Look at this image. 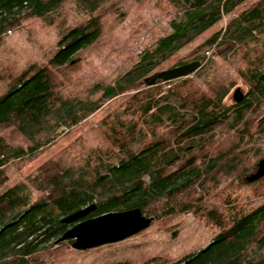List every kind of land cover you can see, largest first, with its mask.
Returning <instances> with one entry per match:
<instances>
[{
	"label": "trees",
	"instance_id": "obj_1",
	"mask_svg": "<svg viewBox=\"0 0 264 264\" xmlns=\"http://www.w3.org/2000/svg\"><path fill=\"white\" fill-rule=\"evenodd\" d=\"M115 1L0 0V53L24 57L30 44L38 54L33 61L0 62V188L11 179L10 166L33 159L110 99L135 91L87 134L0 192V264H36L43 251L72 245L74 239L56 242L73 225L63 219L92 205L86 218L138 207L152 221L122 241L73 253H99L98 261L125 253L111 264H135L127 258L133 246L147 239L177 242L182 233L175 220L189 213L209 227L195 249L170 257L163 254L175 247L156 246L161 253L136 264H264V176L243 178L264 158V0L174 64L200 61L195 72L152 85L147 77L248 0H137L134 37L123 49L135 60L115 68L112 78L85 85L96 71L99 57L89 52L104 36V21L124 14ZM67 3L80 18L59 24ZM35 22L45 34L56 26V33L50 29V39L34 44L28 26ZM136 32L145 37L140 49ZM238 58L242 63L231 66ZM222 62L229 76L210 78L208 71ZM199 71L205 76L193 80ZM74 75L82 77L79 83H72ZM239 84L245 89L236 101L231 92ZM11 127L22 137L16 144L2 132ZM92 138L97 144H89ZM235 179L234 189L249 192L218 188ZM212 189L213 197H205Z\"/></svg>",
	"mask_w": 264,
	"mask_h": 264
},
{
	"label": "rangeland",
	"instance_id": "obj_2",
	"mask_svg": "<svg viewBox=\"0 0 264 264\" xmlns=\"http://www.w3.org/2000/svg\"><path fill=\"white\" fill-rule=\"evenodd\" d=\"M138 1L137 0H117V1H115V3H117L116 5L121 6V8L125 7V9L123 11L124 14L121 16L120 19H118V22L114 21V19H110L109 17L107 18L108 22L104 21V36L102 37L100 42L94 47L95 49L93 48L92 51L89 52V54H92V58H93V55H95V57H97V56L99 57L95 61L96 62V64H95L96 71L94 72L93 75H90V74L87 75V77L84 79L85 85L90 83V80H92L93 78L94 79H96V78L110 79V78H112L111 77L112 71L115 68L120 69V70L126 69L135 60V58H136L135 55H131L129 58H127L123 49L125 47L128 48V45H126L124 42H127L129 44L130 40L134 37L133 36V29H135V28L130 29V27H131V24H133L134 22H136L138 20L137 12L140 11V8H137V5L139 4ZM255 1H257V0H248L246 3H244L236 11L232 12L229 15L223 16L222 20L219 21V23L217 25H215L211 29L207 30L202 36H200L192 44H190L185 49H183L181 52H179L176 56H174L173 58H171L167 62H165L155 72L161 71L164 69H168V68H171L172 66H174V64L178 60L185 57L190 51H192L196 46L201 44L204 40H206L214 32L218 31L220 28L225 29L232 17L237 16L239 11H241L242 9L252 5L253 3H255ZM113 4H114V2H113ZM105 10L106 9L103 8L101 10V13L104 14ZM76 11H77V8H75L72 3L65 4L62 11H61L62 13H60V16L57 18L56 22H58L59 24L60 23H67L68 24V23L77 22L78 19L80 18V15ZM104 18H105V15L103 16L102 19H104ZM86 20H87L86 18L81 19V21H84V22ZM42 26L43 25L41 23H38V22L29 24V26H28V28L32 32V35L34 36L32 39V42L34 44H37L38 41L42 40L43 36L44 37L45 36L51 37L52 31L50 29H52L53 32L56 33V30H57L56 26L51 27V28L46 27V28H49L47 30L49 33H46V34L44 31H41ZM24 33L26 34V28L24 30ZM136 34H137V38H138V43L136 45H138L139 49H140L141 46H143L142 42L145 40V37L139 36L137 32H136ZM50 37H49V39H50ZM24 45H26V48H27V44L25 43ZM135 49H137V48H135ZM118 51L120 54L118 56H116ZM100 52H103L104 54L100 53ZM36 53H37V51L35 50V48H33L29 44L28 48L25 51L26 55H24V57H20V56L14 57L13 56L11 58V54L6 55L5 53H0L3 55V56H0V62L2 63L3 60H11V61L16 63V60H18L20 62L21 59L23 61H25L27 59H29V61H33V60H36L38 57V54H36ZM108 57L115 58V60L113 59V61H112L110 72H109L108 68H106L108 65V63H107ZM240 63H242V62L238 58V59H235L234 63L230 64V65L234 66V65H237ZM229 68H230V66H228V64H223V62H222V64L217 65L215 68H213V70L211 69V71H208V74H209L210 78H212L213 75H215V73L222 75L224 78H226L229 76V71L231 73V70H229V71L226 70ZM74 76H73V79L75 82H72V83L73 84L79 83L80 79H82V77L80 75H74ZM203 76H205V75H203V73L201 71H199V73H197L194 76L193 80H195V81L201 80L202 79L201 77H203ZM71 80H72V78H71ZM238 87H242L241 89H243V91L245 89L244 85H241V84L237 85L236 87L233 88V90L231 92V97L234 96V92H235L236 88H238ZM74 92H77V91H74ZM134 92L135 91H129L126 94L119 95L115 98L110 99L109 101H107V103L101 109H99L94 114H92L90 117H88L81 125L74 128L73 130H71L68 134L61 137L59 140H57L56 142H54L50 146L46 147L42 152H40L38 155H36L33 159H30L28 162H26V163L24 162L23 164L16 163V164H14V167L10 166L9 171H10L11 179L9 180L8 184H6L0 188V192H2L5 188L9 187L10 185L15 184L17 181L24 178L25 176H27L34 169H36L39 165H41L46 160H48L49 157H51L52 155L56 154L57 152H59L60 150L65 148L66 146L73 144L75 141H77V138L79 139V137L82 134L83 135L87 134L98 121H100L102 118H104L107 114H109V112L114 110L123 101L127 100V98L129 96H131V94H133ZM2 132H3L4 137L7 139V141L12 143V144H16L22 140L21 135H19V133L15 129H13L12 127H11V129L10 128L3 129ZM89 144L95 145V144H97V140L95 138H92L90 140ZM252 162H250L249 165ZM252 169L247 171V173L243 177L244 179L247 176V174L250 171H252ZM238 182H239L238 179H235L233 182H229V183L223 181L222 185L218 186V188L220 190H223L224 193H227L228 191H232V190L241 191V193H248L249 190L247 188L239 187V188L234 189V186H236V184ZM228 189H230V190H228ZM218 193H219V191H218ZM214 194H215V190L212 189L205 195V197L211 198V197H213ZM88 215L86 217H88ZM86 217H84L83 219H86ZM83 219H80L78 221H81ZM77 222H73V225L76 224ZM203 225H204V223L202 221L197 220V218H195V217H192V215L189 213L186 215H182L181 217H178L177 220H175V224L173 226V228H175L177 230V232L182 233L177 242H170L169 239H167V242H165L163 240L164 242H162V243L161 242L157 243L155 241V239H153V240H148V239L147 240H141V242L143 241V243H141L137 247L133 246V248L129 252V256L127 258L132 259L133 263H135V264L139 261L142 262V261L146 260V257L151 258V257H154L156 254H159L160 251L158 249H156V246H163V245H167V244H168V246L172 245L173 247H175V250H174L175 252L174 253L166 252L165 254H163L164 256H170V257L176 256L179 253H181V249L184 252H188L191 249H195L200 244L201 240L203 238H205L209 232V227L207 225L206 226L205 225L203 226ZM166 229L169 230L168 228H166ZM161 233L162 232L160 231L159 228H154V234L159 235ZM168 235H169L168 233H165L163 235V238L168 237ZM55 247H53L47 251H43L40 254V256H38V258L35 259V263L36 264H111L115 259H121V258H123V256H125V253H118L115 256L113 255L114 259L108 258L106 256L104 259L98 261L97 259H98L99 253H95V252H93V253H89V252H87V253H75L74 252L73 253L72 252L73 248H72V245H70V244L67 247H61L58 249ZM144 251H148L147 252L148 254L147 253H146L147 255L144 254Z\"/></svg>",
	"mask_w": 264,
	"mask_h": 264
},
{
	"label": "water",
	"instance_id": "obj_3",
	"mask_svg": "<svg viewBox=\"0 0 264 264\" xmlns=\"http://www.w3.org/2000/svg\"><path fill=\"white\" fill-rule=\"evenodd\" d=\"M201 67L200 61H192L168 69L157 71L145 79L147 85H152L158 79L163 81L187 76ZM236 101H241L243 93L241 88L234 92ZM264 176V158L260 159L250 171L245 180L253 182ZM94 205L81 209L63 219L64 222L73 223L86 217ZM152 218L145 216L141 209L136 207L125 211H111L99 216L90 217L78 221L70 227L56 242L74 239L72 248L76 250H87L105 244L122 241L151 224Z\"/></svg>",
	"mask_w": 264,
	"mask_h": 264
}]
</instances>
